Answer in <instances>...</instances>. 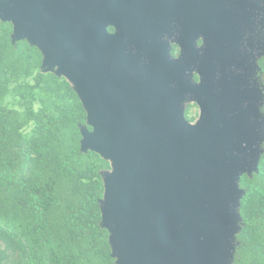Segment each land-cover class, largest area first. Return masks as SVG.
I'll use <instances>...</instances> for the list:
<instances>
[{
	"label": "water",
	"instance_id": "95a60500",
	"mask_svg": "<svg viewBox=\"0 0 264 264\" xmlns=\"http://www.w3.org/2000/svg\"><path fill=\"white\" fill-rule=\"evenodd\" d=\"M150 1L0 0V21L87 113L81 151L111 166L100 209L116 264H233L240 179L264 153V0H195L202 45L176 60L145 28ZM115 11L134 17L111 35Z\"/></svg>",
	"mask_w": 264,
	"mask_h": 264
},
{
	"label": "trees",
	"instance_id": "16d2710c",
	"mask_svg": "<svg viewBox=\"0 0 264 264\" xmlns=\"http://www.w3.org/2000/svg\"><path fill=\"white\" fill-rule=\"evenodd\" d=\"M12 33L0 21V264H116L101 226L110 163L81 151L87 113L72 85ZM258 65L264 90V56ZM239 186L233 264H264V153Z\"/></svg>",
	"mask_w": 264,
	"mask_h": 264
},
{
	"label": "flooded vegetation",
	"instance_id": "af4514ba",
	"mask_svg": "<svg viewBox=\"0 0 264 264\" xmlns=\"http://www.w3.org/2000/svg\"><path fill=\"white\" fill-rule=\"evenodd\" d=\"M148 14L145 18V28L151 34L160 36L169 48L171 57L179 59L183 46L191 44L195 38L197 46L202 45V40H197L198 22L195 0H151L148 3ZM133 15L119 16L117 11L112 15V23L108 26L109 34H117L121 25L132 21ZM121 20V21H120ZM193 80L198 81L196 73ZM190 111V106L185 109V118Z\"/></svg>",
	"mask_w": 264,
	"mask_h": 264
},
{
	"label": "rangeland",
	"instance_id": "374dc122",
	"mask_svg": "<svg viewBox=\"0 0 264 264\" xmlns=\"http://www.w3.org/2000/svg\"><path fill=\"white\" fill-rule=\"evenodd\" d=\"M257 81H258V83L260 85H262L260 77L257 79ZM187 106H190V111L188 112V117L190 118L189 122L195 123L198 120L199 115H200L199 107L196 104H194V103H189V104L186 105V107Z\"/></svg>",
	"mask_w": 264,
	"mask_h": 264
}]
</instances>
